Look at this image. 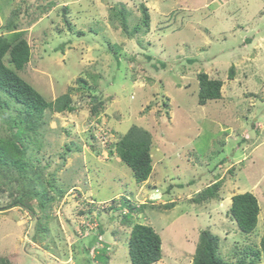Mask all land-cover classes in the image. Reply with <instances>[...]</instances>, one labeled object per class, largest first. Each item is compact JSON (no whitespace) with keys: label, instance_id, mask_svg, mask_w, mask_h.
<instances>
[{"label":"rangeland","instance_id":"rangeland-1","mask_svg":"<svg viewBox=\"0 0 264 264\" xmlns=\"http://www.w3.org/2000/svg\"><path fill=\"white\" fill-rule=\"evenodd\" d=\"M122 4L131 27L141 20V4L148 7V33L124 32L114 15ZM259 13L264 15V0H0V35L24 37L32 48L20 74L48 100L71 88L76 107L46 111L24 143L29 148L23 159L44 167V185L53 182L64 192L50 203L45 220L37 224L43 213L35 201L33 212L5 208L17 192L8 183L0 186V257L15 264H98L100 244L88 238L98 226L89 219L97 216L114 253L109 264H132L131 227L120 211L108 210L127 199L141 207L135 221L161 235L163 258L154 264H192L205 228L220 236L223 258H254L250 248H259L264 234V29L259 37L260 24L252 28ZM11 19L18 26L9 31ZM222 32L227 39L214 37ZM202 70L224 81L222 98L205 105L198 103ZM96 103L101 108L95 113ZM1 113L4 138L11 130ZM133 124L152 134L153 170L142 183L110 153ZM216 181V197L195 201ZM246 191L261 209L248 234L229 213L232 197ZM59 192L49 190L48 196ZM83 226L92 230L82 233ZM256 264H264V253Z\"/></svg>","mask_w":264,"mask_h":264},{"label":"trees","instance_id":"trees-1","mask_svg":"<svg viewBox=\"0 0 264 264\" xmlns=\"http://www.w3.org/2000/svg\"><path fill=\"white\" fill-rule=\"evenodd\" d=\"M142 16L140 22L129 25V12L127 7H122L115 11L120 25L125 33L137 35L139 32L146 34L150 31L151 15L148 7L141 4ZM20 13L14 10V15ZM17 20L11 19L6 29L15 30L18 26ZM140 43V42H138ZM148 59H153L151 54L146 55ZM32 58V48L28 40L24 37L11 40L5 35H0V111L6 114L7 123L10 124V134L6 137H0V186L2 183H8L10 189H16V194L12 202L5 208L20 207L27 208L33 212L34 201L37 207L42 211V215H38L37 224L49 215L50 203L57 198L60 201L64 192L54 186L53 182H48V188L44 185L43 168L38 166V162H30L23 159L28 152V145H25L31 130H36L43 123L46 111L52 112H73L75 104L72 97V89L57 96L53 100H48L37 90L30 82H28L20 72L24 71L27 64ZM159 61V60H158ZM195 61V59L190 60ZM162 67H166V62L159 61ZM156 67V66H155ZM234 75V66L230 68V76ZM199 83L198 103L200 105L207 104L210 100H218L223 95L224 81L220 78H213L205 70L197 73ZM80 81H83L80 79ZM167 105V103H164ZM5 108H14L17 116H11ZM101 104L96 103L92 106V112L100 111ZM255 122L252 121V126ZM16 130L13 131V128ZM40 143L39 140L36 141ZM40 144H38V147ZM114 151L122 162L131 167L135 180L142 183L147 180L153 170L151 146L152 134L149 130L138 124L131 125L125 134L114 143ZM68 149L70 150L69 146ZM36 166V168H35ZM17 168V170L15 169ZM6 170L10 173L5 174ZM16 175L12 178L13 171ZM17 177V178H16ZM1 178H3L1 180ZM221 186L219 181L208 185L204 190L199 192L195 197V201L202 202L217 196L218 189ZM56 191L60 194L57 196H48V191ZM64 191L63 189H61ZM33 205H32V204ZM94 208V205H92ZM128 208L125 211V208ZM141 207H137L134 203L127 199L121 200L118 207L110 206V211H120L121 221L131 227L128 242V252L132 264H154L163 258L162 238L156 229L146 223L135 221L138 211ZM260 204L255 194L250 191L237 193L232 197L229 213L236 221L239 229L244 233H252L258 226ZM125 211V212H124ZM84 214L85 210H81ZM118 215V216H119ZM136 216V217H135ZM111 219L114 215H110ZM135 218V219H134ZM91 222H98L88 238L95 237L96 242L89 243L94 245L100 244L95 255L98 264H109L112 260V250L109 242L105 237L108 231L105 224L98 219L97 216L89 219ZM41 225L36 226L39 231ZM44 230V228L42 227ZM87 230L86 226L82 227ZM36 231V230H35ZM37 232V231H36ZM37 234V233H36ZM221 238L209 228L202 229L199 233L196 251L192 264H256L258 259L264 253V234L260 241L259 248H250V252L254 254V258L246 260V257H238L236 260H227L220 253ZM89 250V249H88ZM0 264H15L8 257H0Z\"/></svg>","mask_w":264,"mask_h":264},{"label":"crops","instance_id":"crops-1","mask_svg":"<svg viewBox=\"0 0 264 264\" xmlns=\"http://www.w3.org/2000/svg\"><path fill=\"white\" fill-rule=\"evenodd\" d=\"M219 1V0H218ZM226 1H230V0H226ZM217 8H220V6H218ZM230 12H233V10H229ZM260 14V13H259ZM162 15H164V14H162ZM264 16V15H263ZM263 16H261V14L259 15V23H257L256 25L255 24H252V28L254 27V26H258L259 24H260V30H259V32H258V36L259 35H261L262 34V32H261V30L262 29H264V17ZM248 30H255V29H248ZM225 32H222V33H220L219 35H217L216 34V36H214L215 38H218L219 36V38H221V39H219V40H224V39H227V35L226 34H224ZM221 35H224V36H221ZM235 36V35H234ZM248 35H246V37H247ZM245 37V38H246ZM260 37V36H259ZM244 38V39H245ZM259 39V38H258ZM245 41H251V39H249V37L248 38H246L245 39ZM208 72V71H207ZM209 73V72H208ZM211 75V74H210ZM155 195V194H154Z\"/></svg>","mask_w":264,"mask_h":264},{"label":"built area","instance_id":"built-area-1","mask_svg":"<svg viewBox=\"0 0 264 264\" xmlns=\"http://www.w3.org/2000/svg\"><path fill=\"white\" fill-rule=\"evenodd\" d=\"M87 229H90V230H92V229H91V227H90V228H89V227H87ZM84 231H85V230H83V229H82V233H83ZM96 245H97V244H96ZM98 246H100V245H98ZM98 246H97V247H98Z\"/></svg>","mask_w":264,"mask_h":264},{"label":"water","instance_id":"water-1","mask_svg":"<svg viewBox=\"0 0 264 264\" xmlns=\"http://www.w3.org/2000/svg\"><path fill=\"white\" fill-rule=\"evenodd\" d=\"M154 196H155V197H158V196H159V194H155Z\"/></svg>","mask_w":264,"mask_h":264},{"label":"bare ground","instance_id":"bare-ground-1","mask_svg":"<svg viewBox=\"0 0 264 264\" xmlns=\"http://www.w3.org/2000/svg\"><path fill=\"white\" fill-rule=\"evenodd\" d=\"M81 234V233H80Z\"/></svg>","mask_w":264,"mask_h":264},{"label":"clouds","instance_id":"clouds-1","mask_svg":"<svg viewBox=\"0 0 264 264\" xmlns=\"http://www.w3.org/2000/svg\"><path fill=\"white\" fill-rule=\"evenodd\" d=\"M159 194V193H158Z\"/></svg>","mask_w":264,"mask_h":264}]
</instances>
